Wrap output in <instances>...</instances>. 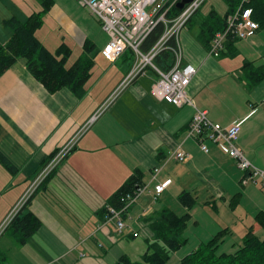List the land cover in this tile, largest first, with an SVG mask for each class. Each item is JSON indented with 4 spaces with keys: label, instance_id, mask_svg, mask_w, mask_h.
<instances>
[{
    "label": "crops",
    "instance_id": "1",
    "mask_svg": "<svg viewBox=\"0 0 264 264\" xmlns=\"http://www.w3.org/2000/svg\"><path fill=\"white\" fill-rule=\"evenodd\" d=\"M42 1L0 0V43L11 38L6 22H24L41 11ZM52 2L35 32L50 53L61 44L71 53H82L85 42L94 45L96 51L104 47V32L87 8L75 0ZM220 4L218 8L217 1L207 0L180 33L182 50L190 53L183 55V62L197 69L186 90L193 106L177 108L155 100L150 94L153 72L152 77L146 73L136 79L133 87L116 97L85 128L31 195L24 207L40 222L38 230L25 244H20L12 231L5 230L0 235V264H115L123 255L132 262L140 261L152 241L150 221L164 209L177 216L189 213L187 228L190 223L192 227L204 228L196 237L199 245L224 229L229 231L226 238L232 235L229 219L238 207L232 208L230 202L239 186L245 188L248 183H240L242 171L217 146L208 143V153H203L196 141L187 137L186 126L195 109L205 111L208 119L221 127L239 124L237 147L252 166L264 170V108L259 107L264 105V80L250 87L242 69L246 63L255 68L264 66L256 62L264 48V36L259 26L255 35L225 44L218 57L209 56L210 43L206 45L202 40L203 23L213 11L220 16ZM226 54L239 58L242 80L238 86L247 90L248 96L235 97V105L229 97H197L198 88L208 76L206 69L226 76L219 68L220 61L216 63ZM128 59L132 61L126 51L114 61L117 64L122 60L121 66L114 68L109 87L94 97L76 98L66 88L48 92L30 76L24 59H18L0 76V153L15 168L10 174L0 164V225L47 160L80 132L116 88L132 65ZM177 149L189 155L186 161L180 163L171 158ZM135 170L142 174L147 190L127 210L123 216L125 228L118 233L112 222L104 221L106 208L111 195ZM168 180L169 185L154 195L153 187ZM182 191L190 192L196 199L189 210L177 200ZM151 199L155 204H149ZM201 208L215 215L210 213L208 220L200 219ZM220 210L225 216L218 219ZM250 228L262 236L257 223ZM194 250L166 264H179Z\"/></svg>",
    "mask_w": 264,
    "mask_h": 264
},
{
    "label": "built area",
    "instance_id": "2",
    "mask_svg": "<svg viewBox=\"0 0 264 264\" xmlns=\"http://www.w3.org/2000/svg\"><path fill=\"white\" fill-rule=\"evenodd\" d=\"M75 1L90 11L108 37L107 43L101 50L102 56L109 62H114L126 51H131L134 60L129 71L80 132L46 162L38 176L32 181L0 225V232L3 224L5 226L10 224L20 213L36 188L72 149L75 140L86 130L85 128L96 121L112 101L119 97L136 79L143 76L148 69L155 75L150 86V94L155 100L171 104L177 108L192 105L187 98L186 90L191 79L196 75L197 69L192 65L184 64L179 38L189 20L207 0H191L179 10L175 17L168 16L180 0H172L168 3L161 0ZM253 1L255 0H240L234 11L226 15L223 29L216 32L210 42L209 56L218 57L230 37L236 40H245L255 35L259 30V25L251 17L252 9L249 6ZM158 25L163 26L161 35L148 50L143 51L144 42ZM162 53H169L171 56L168 69H162L155 65V59ZM239 131V124L233 123L229 127H221L209 120L205 111L197 109L194 110V114L186 126L187 137L194 139L203 153H208V143L217 146L247 175L244 182L248 180L258 182L264 190V170L252 166L237 147ZM188 157L189 155L181 149H177L171 154V158L180 163L186 161ZM157 172L158 170L155 169L154 173ZM169 183L168 180L163 184L155 185L153 194L158 196ZM145 190L147 188L143 186L137 190L135 195H126L120 208L108 206L104 221L112 222L117 232L122 233L125 228L123 216Z\"/></svg>",
    "mask_w": 264,
    "mask_h": 264
},
{
    "label": "trees",
    "instance_id": "3",
    "mask_svg": "<svg viewBox=\"0 0 264 264\" xmlns=\"http://www.w3.org/2000/svg\"><path fill=\"white\" fill-rule=\"evenodd\" d=\"M223 2H225L227 9L224 16L220 17L213 11L203 23L201 34L206 45H209L216 32L223 29L226 15L234 11L240 0H223ZM52 4V0H44L41 3V11L31 14L24 22H19L16 19L6 22L11 31V38L5 44L0 43V76L10 69L18 59H24L30 76L42 84L48 92L66 88L76 98H82L86 94L85 84L91 76V70L94 66L93 53L95 48L91 43L85 42L81 56L70 66H67L71 50L65 44H61L54 53H50L37 40L35 32L42 25L43 16ZM249 7L252 9V19L262 28L261 16L264 15V0H255L251 2ZM178 13L179 10L174 7L168 17H175ZM162 31L163 26L158 25L144 42L142 50H148L157 41ZM234 41L236 39L230 37L225 44H231ZM154 62L158 67L168 69L171 56L169 53H162ZM242 69L250 86L264 80V66L255 68L250 63H246ZM0 164L10 174L15 172L14 166L1 153ZM246 178L247 175L243 172L240 180L242 185ZM143 186L142 174L135 170L111 195L109 205L120 208L126 195H135L137 190ZM240 195L238 193L231 199L230 206L232 208L239 202ZM177 200L187 210L192 208L196 201L194 195L188 191H182L177 196ZM189 220V213L177 216L168 209L160 211L150 221L149 228L152 233V241L147 244V251L142 255L140 261L132 262L123 255L115 264H166L172 252L186 242L183 233ZM255 220L262 229V236L255 235L250 228L235 252L230 254L217 252L218 246L229 235V231L224 229L214 235L207 243L199 245L179 264H264V215L258 213ZM39 227L38 219L31 212L26 211V207H24L6 230L10 229L17 234L19 243L25 244Z\"/></svg>",
    "mask_w": 264,
    "mask_h": 264
},
{
    "label": "rangeland",
    "instance_id": "4",
    "mask_svg": "<svg viewBox=\"0 0 264 264\" xmlns=\"http://www.w3.org/2000/svg\"><path fill=\"white\" fill-rule=\"evenodd\" d=\"M214 1H217L218 8H219V4L221 3L220 5H221L222 9H221L219 14H220V16H223L225 11H226L225 2H223L221 0H214ZM219 1H220V3H219ZM222 2H223V4H222ZM208 6H209V4L206 7H208ZM251 17H252V15H251ZM191 19L189 20L187 25L190 23ZM261 24H262V26H261L262 28L260 31L263 33V36H264V15L261 16ZM103 39L107 43L108 37L105 33H104ZM263 43H264V38H263ZM102 48L101 47L97 48L98 51L95 50L93 53L95 65L92 68L91 76L89 77L88 81L85 84L86 94L84 97H94L103 88H105V86H106V88H108L109 87V81H110V79L113 76V73L115 71L114 68L117 69V64L119 67L122 64V62H121L122 60L116 62L117 64H115V62L113 63V62H109L108 60H106L101 54ZM128 53L130 54L132 61L129 59L127 61H128V63L131 61L130 62V64H131L134 60V56L131 53V51H128ZM188 54H190V53L186 52V50L183 51L184 56L185 55L187 56ZM80 56H81L80 50L79 51H73L71 53V57L68 59L66 65L70 66ZM260 56L261 57L256 59V62L264 63V48H263ZM218 61H220L219 62V68L223 72H226V76L223 77L221 74L215 72L214 70H211L210 68L206 69L205 73L208 74V76L203 79L204 82L198 88V96L197 97H229L232 105H235V103H236L235 97H247L248 96L247 90L246 91L242 90L238 86V83L242 80L241 79V77H242L241 70L238 69L239 68L238 67L239 58L234 59L233 56L226 54V55L222 56L220 59H217L216 63ZM146 73H149V75H151L152 71L148 69L145 72V74ZM152 76H153V74L151 75V77ZM133 86H134V82L132 84H130L129 87H127L124 90L125 92H123V94H125L126 91H128ZM194 87H195V85L191 86L192 89ZM250 87H248V91H251ZM193 92H195V91H193ZM221 100L224 101L223 99H221ZM113 101H112V103H113ZM258 104H261V103H258ZM100 107H101V105H100ZM259 107L264 108V105H260ZM246 183H248V184H247V186H245V188L239 186V191H236L233 193V196L237 193L241 194L240 197L238 198L239 202L236 204L238 207L237 208L238 211L236 212L235 215H232V217H230V219H229L231 221L229 228H230V230H232V235H230L228 238H226L224 240V242L218 246V248H217L218 253H220V252H226V253L233 252L235 250V248L237 247V245L242 243L245 232L248 230V228L251 227L252 224L257 223L255 220L256 215L258 213H261L262 215H264V192H262L260 184L258 182H254L252 180H248ZM139 200L140 199L138 198L137 201H139ZM149 204H155L154 199L153 200L151 199ZM220 207H221V205H220ZM256 207H258V209H256ZM210 213H212V212H209L208 210L201 208L198 212V214H199L198 218L208 220V218H209L208 215H211ZM212 214L215 215V213H212ZM224 216H225V214L223 213L222 210H220V212L218 213V219H221V217H224ZM8 225L5 226L3 224L0 235L7 229ZM202 231H204V228L201 225L199 228H196L195 226L192 227L191 223H190L188 228L186 227L184 230V233H183V237H186L187 241L184 243L183 246H181L180 248H178L177 250L172 252L171 258L169 259V261H175L176 259H179L180 257L184 256L185 254L189 253L193 249H196L199 246V244L196 240V237L199 236V234ZM5 233H11V230L8 229L5 231Z\"/></svg>",
    "mask_w": 264,
    "mask_h": 264
},
{
    "label": "water",
    "instance_id": "5",
    "mask_svg": "<svg viewBox=\"0 0 264 264\" xmlns=\"http://www.w3.org/2000/svg\"><path fill=\"white\" fill-rule=\"evenodd\" d=\"M191 0H181L177 5V9L181 10L185 4L189 3Z\"/></svg>",
    "mask_w": 264,
    "mask_h": 264
}]
</instances>
